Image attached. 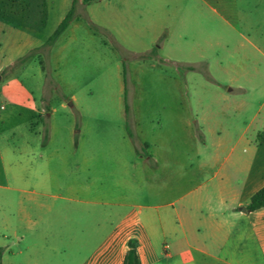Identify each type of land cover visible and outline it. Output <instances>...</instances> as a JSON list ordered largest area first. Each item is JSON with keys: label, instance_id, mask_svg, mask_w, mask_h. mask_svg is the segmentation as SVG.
<instances>
[{"label": "rangeland", "instance_id": "1", "mask_svg": "<svg viewBox=\"0 0 264 264\" xmlns=\"http://www.w3.org/2000/svg\"><path fill=\"white\" fill-rule=\"evenodd\" d=\"M72 1L0 0V150L19 174L32 151L63 185L54 192L96 203L106 232L131 207L209 180L219 144L264 142V0L78 2L46 47Z\"/></svg>", "mask_w": 264, "mask_h": 264}, {"label": "crops", "instance_id": "2", "mask_svg": "<svg viewBox=\"0 0 264 264\" xmlns=\"http://www.w3.org/2000/svg\"><path fill=\"white\" fill-rule=\"evenodd\" d=\"M28 111L35 136L40 128L31 122L38 111L33 103ZM254 138L243 134L240 141L249 147L242 150L219 144L217 154H227L209 180L197 182L180 200L131 207L106 232L99 231L92 211L96 203L54 192L63 185L46 174L47 164L38 165L32 151L19 174L11 151L0 150L3 258L9 264H123L128 242L136 239L140 264H264V208L246 209L264 188V142L249 149ZM66 202L74 204L73 217L65 216Z\"/></svg>", "mask_w": 264, "mask_h": 264}, {"label": "trees", "instance_id": "3", "mask_svg": "<svg viewBox=\"0 0 264 264\" xmlns=\"http://www.w3.org/2000/svg\"><path fill=\"white\" fill-rule=\"evenodd\" d=\"M99 0H73L72 6L65 16V18L61 21L58 25L56 30L50 36V38L46 42V47H52L56 44L59 38L68 30L75 14L76 5L78 2H81L83 6H91L92 4L98 2ZM126 69L124 68L123 76L124 82L126 83ZM126 91H125V108L126 114H129V104L128 100L126 99ZM130 137H133V134L129 132ZM261 208H264V188L258 191L251 199L249 205L247 206V211H257ZM138 241L136 239H131L128 242V251L126 253L125 259L123 264H140L139 257H138ZM6 248L0 246V264H4L3 257L5 254Z\"/></svg>", "mask_w": 264, "mask_h": 264}, {"label": "built area", "instance_id": "4", "mask_svg": "<svg viewBox=\"0 0 264 264\" xmlns=\"http://www.w3.org/2000/svg\"><path fill=\"white\" fill-rule=\"evenodd\" d=\"M5 110V105L0 104V111H4Z\"/></svg>", "mask_w": 264, "mask_h": 264}]
</instances>
